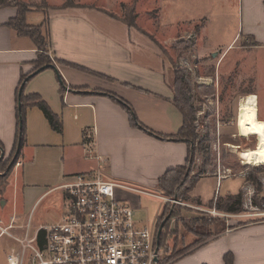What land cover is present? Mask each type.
Instances as JSON below:
<instances>
[{
    "label": "crops",
    "instance_id": "0c3cea01",
    "mask_svg": "<svg viewBox=\"0 0 264 264\" xmlns=\"http://www.w3.org/2000/svg\"><path fill=\"white\" fill-rule=\"evenodd\" d=\"M164 1L165 8L171 7L170 20H165L168 27L163 28L165 41L173 38L174 27L179 23L197 20L203 21L198 32L203 56L221 49L220 45L223 55L243 35L254 37L256 45L262 41L264 31L260 28L256 32L243 27L239 34V26L233 30L215 26L214 20L219 22L221 17V0H216V14L209 10L213 0L206 1L205 8L201 0ZM135 4L141 7L140 0H135ZM240 4L241 8L264 12V0H237V5ZM31 12L33 10L26 16ZM44 13L49 52L56 62L53 67L32 75L24 85L23 95H39L61 120L62 132L51 129L37 106L25 108V142L18 156L19 165L13 166L10 180L0 185L9 183L13 188L12 212L17 209L19 196V215H27L28 222L43 196L58 190L59 185L75 173H97L104 179L142 191L145 187L157 190V179L167 170L183 165L188 154L185 141L167 137L180 129L182 116L171 100L170 69L157 45L159 41L136 22L139 13L132 25L103 5H56L49 6ZM160 13L159 10V16ZM15 15L14 6H0L2 161L11 156L14 148L19 81L21 76L34 70L37 56L32 40L7 26ZM211 28L213 34L216 31L215 35L208 33ZM208 34L216 38L210 48L204 43ZM108 94L123 100L133 110L137 122L147 130L133 126L125 109ZM243 175L242 170L237 175L221 174L219 169L205 173L188 192L189 200L197 199L201 207H209L202 204L206 203L205 197L207 205H211L216 195L213 192L206 196L202 182L207 180L220 188L233 177L237 178V183L226 182L222 195L218 196L235 195L244 188ZM1 205L5 207L6 203ZM2 211L3 208L0 209L3 225L11 218L16 222V214L10 213L5 218ZM220 216L224 230L171 264H224L226 253L232 255V264H264V218L231 225L233 217L239 215L221 213ZM43 224L40 222L37 227ZM218 228L220 226L217 231ZM3 237L7 236L0 235V264H7L6 254L15 248L5 245Z\"/></svg>",
    "mask_w": 264,
    "mask_h": 264
},
{
    "label": "rangeland",
    "instance_id": "374dc122",
    "mask_svg": "<svg viewBox=\"0 0 264 264\" xmlns=\"http://www.w3.org/2000/svg\"><path fill=\"white\" fill-rule=\"evenodd\" d=\"M201 1H203V7H207L206 1L209 0ZM5 2H9V0H5ZM20 2L26 9L33 10L26 16V24L29 25V30L38 29L43 36H45L46 21L44 11L49 6H67L68 4L103 5L122 16L124 10L120 5H130L131 2H134L135 12L139 13L138 17L140 16L138 21H136L137 19L135 21L150 31L154 35L153 37L159 41H156L157 45L170 69L171 89H173L174 77L177 72L183 75L187 83V96L194 117V136L190 147L191 149L195 148L188 178L202 176L218 169L221 174L232 175H237L242 170L243 177L246 180L243 190L240 191L242 195V212L237 214L239 217H233L234 220L231 225L246 224L264 218V163L243 162L242 151L254 148L256 139L254 136L242 137L237 132V107L245 95L255 94L257 96L258 117L264 120V35L261 37L262 41L257 45H252V43H255L254 37L252 39L243 35L238 39L235 46L229 47L223 55H221L222 46L220 45L221 49H215L203 56L201 53L202 41L198 39L202 20L179 23L174 27L175 29L173 28L175 30L173 38L165 41L167 38L165 37L166 34L163 33V28L168 27L165 25V20L167 22L170 20L171 7L168 5L165 8L164 0H140L141 7L138 6V8L135 0H20ZM210 4V12L216 14V0H213ZM219 5V16L221 17L219 22L214 20L213 24L215 26L217 25L220 28L230 27L231 30L239 26V34L243 27L244 30L258 32L260 28L264 31L263 11H250L248 7L243 6L241 8V4L237 5V0H224V3L221 0ZM159 10L161 12L160 16ZM208 33L215 35L216 31L213 34L211 28ZM215 39L214 36L212 38L208 34L207 40L204 42L206 48L213 46ZM38 53L42 56V61L52 64L56 62L49 52L47 40L41 43V49ZM255 167H260V170H255ZM187 170L188 166L185 172ZM10 172L7 177L8 181L10 180ZM236 179L233 177L226 180V182L236 184ZM226 182H223L220 188L219 186L215 188L207 180L202 182L206 196L215 192L213 194L216 195V199L221 200L223 197L218 196V194L222 195ZM187 188L188 183L182 189L183 198L186 199L177 200L180 204L174 202L175 198L165 196L154 188L145 187L143 189L153 195H159L161 198L138 192H120L121 196L128 197L127 201L134 209V221L152 232L156 227V223L159 225L170 212L166 224L161 229L160 264L173 263L177 259L173 257L175 250L201 239L203 240L205 239L204 235L215 231L217 227L211 224V219H219V226L224 225L220 220L222 218L220 215L223 212L213 208V203L207 205V197L204 199L206 203L202 204L211 206L210 210L214 212H209V207L203 208L196 204L194 199L189 200ZM13 197L14 191L9 183L0 186V209L3 208L2 213L5 218L10 213L18 216L15 223L21 224L22 228H13L11 232L22 237L27 223V215H19V196L16 200L17 209L15 213L12 212ZM2 202L6 203L5 207H2ZM65 205L66 199L63 190L58 189L45 194L34 207L28 219L29 237L33 235L40 222L50 224L59 221L66 210ZM174 206L176 215L171 216ZM2 241L9 247H19L18 242L8 236L3 237ZM30 254L31 251L27 250L26 256L29 257Z\"/></svg>",
    "mask_w": 264,
    "mask_h": 264
},
{
    "label": "built area",
    "instance_id": "2783aa9c",
    "mask_svg": "<svg viewBox=\"0 0 264 264\" xmlns=\"http://www.w3.org/2000/svg\"><path fill=\"white\" fill-rule=\"evenodd\" d=\"M58 188L66 199L64 214L57 222L37 227L31 237L29 221L20 237L11 232L22 228L13 218L7 225L0 220V235L19 244L6 254L7 264H160L155 231L134 221L133 207L120 194L145 191L90 172L72 174Z\"/></svg>",
    "mask_w": 264,
    "mask_h": 264
},
{
    "label": "trees",
    "instance_id": "16d2710c",
    "mask_svg": "<svg viewBox=\"0 0 264 264\" xmlns=\"http://www.w3.org/2000/svg\"><path fill=\"white\" fill-rule=\"evenodd\" d=\"M6 5L14 6L16 8V15L8 20L7 26H9L19 35L28 36L32 40L33 44L35 45V48L37 49V54H36L37 56L35 59L34 70L38 69L39 67L45 64H52V63H47L45 61H42L43 60L42 56L38 53L39 50L41 49V43H43L44 40H47V43H48L46 30H45V36H43L41 34V31H39L38 29L29 30L28 28L29 25L26 24V13L30 9L29 10L26 9V7H24V5L20 2V0H9V2H5V0H0V6H6ZM120 6L124 10L123 15H122V20L126 22L127 24L132 25L137 17V13L135 12L134 2H131L130 5L121 4ZM45 26H46V23H45ZM252 45L254 46L256 44L252 43ZM28 75L29 74L21 76V79L19 81V85L17 88L16 137H15L14 148H13V152L11 156L8 157L3 162L0 160V166H1L0 172L4 173L3 175H0V185L6 182L8 174L12 170L13 166L15 165V162L18 160L20 149L25 142V108L28 105L37 106L43 113L51 129L57 133L62 132L61 120L56 114H54L51 111V109L48 107V105L43 101V99L39 95L37 94H31L27 96L23 95L24 85L27 82V80L31 77ZM20 87H21V94H18ZM108 96L112 98L114 101L118 102L123 107V109H125V111L129 115V121L133 126H138L140 128L145 129L143 126H141L137 122V119L135 117L133 110L123 100L111 94H108ZM171 100L173 104L177 107L179 112L181 113L182 125L176 134L169 135L167 137L185 141L188 145V154H187L185 163L183 165L167 170L157 179L156 187H157V190L160 191V193L164 194L165 196H171L175 198V200L177 201L180 199L181 200L186 199V198H183L184 195H182V189L184 188V186L188 183V188L186 189L188 193L190 189L192 188V186L195 184V182L200 177V176H196L190 179L188 178L189 177L188 175L190 173V169L193 163L194 150H195V148L190 149V143L192 142L191 140H192V137L194 136V125H193L194 117H193V109L190 104L189 97L187 96V83L185 82L183 75L178 74V72L176 73V76L174 77V86L172 89V99ZM18 144H19V150L17 151L16 157L11 163V160L15 154ZM1 150H2V144L0 142V152ZM187 166H188V175L186 176L184 181L180 184ZM255 170H260V167H255ZM176 186H178V189L175 191ZM196 204L200 205V202L197 199H196ZM211 204H212V201H211ZM241 205H242V195L239 192L235 195H229L221 200L216 199L215 203H213V208L223 213L240 214L242 212ZM171 212H172L171 216L174 214L176 215L175 206ZM202 221L204 222V220ZM166 222L167 220L165 221L164 225L166 224ZM210 222L214 227L219 226L218 219H215V220L211 219ZM245 222H249V221H245ZM158 226L159 225L156 223V227L154 229L155 233H156ZM222 230H224V227L220 226V229L218 231L215 230V231H212L213 233L209 232L207 235H204L203 237L205 239L203 240L201 239L200 241H197L195 243L189 244L187 246H184V247H181L180 249L175 250V252L173 253V257L177 258L179 256L187 254L188 252H190V250L199 246L200 244L205 242L208 238L214 236L216 233ZM37 244L39 247H41L43 244V233L42 232L38 234ZM161 246H162V232H160V236H159V248H162ZM223 260H224V264H232V255L230 253H226L223 257Z\"/></svg>",
    "mask_w": 264,
    "mask_h": 264
},
{
    "label": "bare ground",
    "instance_id": "6f19581e",
    "mask_svg": "<svg viewBox=\"0 0 264 264\" xmlns=\"http://www.w3.org/2000/svg\"><path fill=\"white\" fill-rule=\"evenodd\" d=\"M257 100L258 98L255 94L245 95L237 107L238 135L242 137L254 136L256 139L254 148L242 151L244 163H264V120L258 117Z\"/></svg>",
    "mask_w": 264,
    "mask_h": 264
},
{
    "label": "water",
    "instance_id": "95a60500",
    "mask_svg": "<svg viewBox=\"0 0 264 264\" xmlns=\"http://www.w3.org/2000/svg\"><path fill=\"white\" fill-rule=\"evenodd\" d=\"M47 67H53V64H45L41 67H39L38 69L32 71L28 76H32L34 75L35 73L39 72L40 70L44 69V68H47ZM18 94H21V87L19 88V91H18ZM191 149V147H190ZM19 150V144L17 145V148H16V151H15V154L11 160V163L13 162L14 158L16 157V154H17V151ZM3 156V151L1 150V153H0V158ZM0 174H4V173H0ZM188 175V170L185 172V175L183 177V179L181 180L180 184L184 181V179L186 178V176ZM179 186V185H178ZM178 186L177 188L175 189V191L178 189ZM175 200V199H174ZM169 214L170 212L164 217V219H162V221L160 222L157 230H156V249H158L159 247V236H160V232H161V229L165 223V221L169 218Z\"/></svg>",
    "mask_w": 264,
    "mask_h": 264
},
{
    "label": "flooded vegetation",
    "instance_id": "af4514ba",
    "mask_svg": "<svg viewBox=\"0 0 264 264\" xmlns=\"http://www.w3.org/2000/svg\"><path fill=\"white\" fill-rule=\"evenodd\" d=\"M1 153V152H0ZM3 157V156H2ZM2 157L0 158V160L2 161ZM5 161V160H4ZM3 162V161H2ZM175 203H176V200H175ZM178 204H180L179 202H177Z\"/></svg>",
    "mask_w": 264,
    "mask_h": 264
}]
</instances>
